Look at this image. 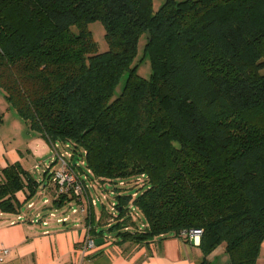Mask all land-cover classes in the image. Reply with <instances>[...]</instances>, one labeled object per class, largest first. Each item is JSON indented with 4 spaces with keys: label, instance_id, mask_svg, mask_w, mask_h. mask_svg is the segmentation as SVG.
<instances>
[{
    "label": "trees",
    "instance_id": "trees-1",
    "mask_svg": "<svg viewBox=\"0 0 264 264\" xmlns=\"http://www.w3.org/2000/svg\"><path fill=\"white\" fill-rule=\"evenodd\" d=\"M146 57L148 78L138 73ZM0 90L33 132L68 144L96 184L115 185L107 232L117 242L202 229L205 256L224 246L229 264H257L264 0H0ZM43 184L21 163L0 169V210L21 212Z\"/></svg>",
    "mask_w": 264,
    "mask_h": 264
},
{
    "label": "crops",
    "instance_id": "crops-1",
    "mask_svg": "<svg viewBox=\"0 0 264 264\" xmlns=\"http://www.w3.org/2000/svg\"><path fill=\"white\" fill-rule=\"evenodd\" d=\"M4 123L5 120L0 118V169L21 163L33 175V170H46L49 164L44 168L43 158L30 159L29 150L23 153L17 145L11 144L10 138L6 137V131L1 128ZM22 123L26 127L28 138H40V135L33 132L23 121ZM44 178L38 195L53 198L54 187L51 179ZM17 197L21 202L26 199L24 192L17 193ZM25 206L17 214L0 210V250L9 251L0 264H203L205 260L208 264H229V256L225 253L224 246L205 256L200 247L201 239L189 240L169 235L156 237L145 243H119L107 232H102L106 229L104 212L93 223L92 235L97 249L90 254H84L82 247L87 233L84 215H71V219L65 224L52 223L44 226L32 221L40 206L33 210L27 209V204ZM92 214L95 215L94 210ZM18 216H22V220ZM106 236L109 241H106ZM257 264H264V242Z\"/></svg>",
    "mask_w": 264,
    "mask_h": 264
},
{
    "label": "built area",
    "instance_id": "built-area-1",
    "mask_svg": "<svg viewBox=\"0 0 264 264\" xmlns=\"http://www.w3.org/2000/svg\"><path fill=\"white\" fill-rule=\"evenodd\" d=\"M67 148L70 149L68 144H64ZM55 155V163H52L51 166L47 165L46 172H49L50 179L54 187V197L45 198L42 205L36 209L37 205L35 202L30 201L27 203V209L33 210L36 209L32 221L41 224L44 226H49L52 223L65 224L71 219V215H84L86 220V239L82 247L84 254H90L96 251L97 246L95 244V239L92 235V222L93 210L99 204V198H95L90 193V188L96 184V182L91 178V171L89 169L82 170L80 166L73 159V153L70 150L68 153L67 159L66 156L59 151V143H52ZM82 165H85V162L82 160ZM79 168V169H78ZM141 179H138V182ZM121 186L124 185L123 182L120 183ZM111 195L114 193L111 191ZM137 193H133V197H136ZM62 197L70 198L71 201L68 202L63 207L59 208L54 206V199H59ZM106 199L108 197L106 196ZM130 211L135 218H138V213H136V208L130 204ZM68 209V211H67ZM112 214L108 219V224L112 225L116 222L117 218V208L116 203L112 204ZM22 216H18L19 220H22ZM143 227V225H142ZM203 234L202 229H191L188 232H183L180 237L187 238L189 240L201 239ZM109 237L106 236V241H109ZM8 249L0 250V262L4 261V256L8 253Z\"/></svg>",
    "mask_w": 264,
    "mask_h": 264
},
{
    "label": "rangeland",
    "instance_id": "rangeland-1",
    "mask_svg": "<svg viewBox=\"0 0 264 264\" xmlns=\"http://www.w3.org/2000/svg\"><path fill=\"white\" fill-rule=\"evenodd\" d=\"M166 0H154V8L158 9ZM90 29L93 32V36L95 41L99 45L100 50H105L107 47L106 41H105V29L104 26L100 22H94L90 24ZM144 39L141 42L140 50H139V57L137 58L136 62H138L142 56H143V48H144ZM138 73L143 76V77H150L151 75V62L149 57H146L145 60H143L140 63V67L138 69ZM126 77L123 78L121 85L118 88V91L120 88H122V85L125 83ZM0 115L2 116L3 120H5V123L3 125L2 130L6 131V137L10 138L11 144L14 146H18V148L22 149L21 152L26 153V150L28 151L30 159L35 158V159H44V165L49 164L51 166L52 163H55V155H54V149L52 147V144L49 143L46 139L43 137L40 138H31L27 137L26 134V127L22 123V120L19 118L16 112H13L12 109L9 108L8 101L6 100L5 94L2 90H0ZM59 151L63 153L67 159L70 160V158L67 156L68 153L70 152V149L67 148L64 144L59 143ZM56 164V163H55ZM77 164L80 166L82 170H85L86 167L82 165V159L77 161ZM57 165V164H56ZM46 167V166H45ZM44 167V168H45ZM78 168V169H79ZM44 171L41 168L36 170H33V173L35 177L38 179L39 182H41L44 178ZM134 182L130 181L127 184L128 190L130 187H133ZM114 184L106 183L104 185H98L94 184L90 188V193L92 194L93 197L99 198V204L98 206L94 209L95 215H94V220H97V217L101 216V212H105V218L103 217V220L105 222V227L108 229L110 225H108L107 221L110 218L112 214V204L116 201V198L114 195H111V191L114 189ZM138 188L135 187L131 191H135ZM106 196L108 199H106ZM45 197H41L40 195H36L32 200L33 202L36 203L37 207L41 206L43 203V200ZM26 207V206H25ZM68 211V209H67ZM69 212V211H68ZM98 217V218H99ZM144 221V218L141 216L138 218V222L141 223ZM104 230V232H107V230ZM107 234L110 235V237H115V232H107Z\"/></svg>",
    "mask_w": 264,
    "mask_h": 264
},
{
    "label": "water",
    "instance_id": "water-1",
    "mask_svg": "<svg viewBox=\"0 0 264 264\" xmlns=\"http://www.w3.org/2000/svg\"><path fill=\"white\" fill-rule=\"evenodd\" d=\"M77 161V158H75V162Z\"/></svg>",
    "mask_w": 264,
    "mask_h": 264
}]
</instances>
